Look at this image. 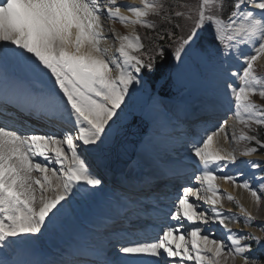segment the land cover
<instances>
[{
  "label": "snow or ice",
  "instance_id": "1",
  "mask_svg": "<svg viewBox=\"0 0 264 264\" xmlns=\"http://www.w3.org/2000/svg\"><path fill=\"white\" fill-rule=\"evenodd\" d=\"M141 5H118L117 0H0V264H79L11 256L60 229L77 197L102 190L92 157L107 147L136 92L165 65L176 62L178 70L189 69L208 85L210 107L231 104L239 123L253 132V124L264 126V107L251 100L254 95L264 97V77L254 68L264 57V0H198L191 6L141 0ZM225 11L228 15L222 18ZM102 17L154 32L147 47L139 34L116 36L119 58L109 57L102 46L107 40ZM150 17L158 18L159 28ZM233 61L243 67L233 70ZM32 121L45 131L30 128ZM227 123L222 120L187 141L198 169L191 179L199 186H184L167 212L155 209V234L141 237L126 218L130 230L115 233V258L95 264H226L230 257L242 258V264H262L252 254L251 243L261 245L260 237L233 232L229 224L238 218L216 207L221 203L218 180L247 190L257 204L264 198V164L242 161L259 171L250 176L239 169L233 173L229 166L236 164L235 153L218 141L214 144L221 134L228 140ZM233 139L256 142L258 147L245 148L242 156L264 148V139L255 134H233ZM167 163L179 166L182 161L173 156ZM155 179L150 175L144 182ZM227 199L234 197L227 194ZM200 200L211 207L197 212ZM142 217L137 215L138 220ZM251 219L248 214L244 222ZM210 222L220 226L226 239L212 238L211 227L202 235ZM186 236L189 242L180 243Z\"/></svg>",
  "mask_w": 264,
  "mask_h": 264
},
{
  "label": "bare ground",
  "instance_id": "2",
  "mask_svg": "<svg viewBox=\"0 0 264 264\" xmlns=\"http://www.w3.org/2000/svg\"><path fill=\"white\" fill-rule=\"evenodd\" d=\"M124 3V2H131L136 3L137 0H117V3ZM127 9V8H126ZM122 13L125 16L132 17V14L129 11H125L121 8ZM107 19V18H106ZM103 27H104V35L107 37L108 34L116 35V36H123V35H131L134 34V25L132 24H118L114 23V20H106L104 21L102 17ZM112 24L113 27H112ZM105 25V26H104ZM115 36V37H116ZM116 40V39H115ZM102 46L106 47L108 51L109 57H115L118 53L119 44L116 42L115 45L111 43L110 39L107 38L106 41L102 42ZM115 46V48H113ZM245 52H248V49H244ZM117 57V56H116ZM243 67V64L241 61H233L232 68L233 70H239ZM114 76L117 74L115 70H113L112 73ZM211 93H204L202 96L198 98L196 103L193 105H187V104H178L175 101H170L169 108L173 106L176 107L177 111L179 112V116H174L175 113H173V118L170 119V122L167 124H162L161 122L157 123L156 125H152L149 129L148 135L150 137L148 139H144L142 142V146L139 147L136 157L134 161L131 162L129 165L127 171L125 173H117L115 172L112 177L119 181L122 185V187L126 186L130 188L129 190L133 193V196H125V194L121 193L119 189L121 187L116 186V184H107L105 182L102 183L101 191L106 193L107 195H104L100 200L92 201V204L95 206L96 204L101 205L99 208L98 213L95 214V216L92 218H89L86 214L80 211V217L78 220L79 215V208L78 205L83 203V199L90 200V196H84V197H77V199L73 203V212L71 213L70 217H68L64 223L63 226L53 231L51 234L46 235V237L38 242L33 248L31 249H25L20 250L17 253L12 255L11 258L13 259H24L29 261H35L39 256H43L46 251H50L52 255H57V253L62 254L63 259L69 258L70 254L68 252L64 254L68 249L71 250L80 244L84 242H89L90 244H95L98 247L105 248V246L112 245L115 246V233L111 232L113 228H116L117 222H124L125 218H133L134 220L137 219V215L140 214H146L149 216H153V210L155 211L156 208H163L165 212L168 211V209L172 206L174 202L177 201V199L174 196V202L170 200V202L165 203L162 202L164 196H160V201H151L148 198V202L145 204L142 202V204L137 203V201H143L148 197V193H141L139 194V191H136L138 187L149 184L144 182V178L148 176H155L156 179L151 181V188H157V183L159 184V181L165 175L169 172L176 173V178H180V181L185 180L187 182L186 186H192V187H198L199 184L194 179H191L194 174H198L197 166L194 162V159L191 156V153L189 151V145L187 141L192 139L193 137L199 138L204 135L205 131H211L214 129L219 123L223 120H227L226 125V132L229 133L228 140L223 139V134L221 136L217 137L216 140H214V144L216 141L219 142V146L223 147L229 152H234L237 161L235 165H230L229 169L231 172L235 173L237 169L240 171H243L245 176H250L253 174V172L259 171V170H251L247 168L246 165L242 164V161H249V160H256L259 156L257 153H254L251 156H242L241 153L244 150L243 140H236L233 139V134L235 137H239L241 134H248L249 130L248 127L245 125L239 123L238 119L233 114V111L227 104H217L215 107L209 106V95ZM219 106L223 109L226 108V112L223 111L221 113L222 117H217L219 115L215 114L217 111L222 112V110L219 109ZM217 107L219 110H215L216 112L213 113L214 117H211V119L206 120V118H203L202 120L200 118H197V116H194V114H205L209 113L210 110H214ZM193 109V110H191ZM205 112V113H203ZM191 116L188 122H185L186 118L188 116ZM202 116V115H200ZM172 117V116H171ZM169 119V118H168ZM198 120V121H197ZM156 132L159 131V132ZM147 135V136H148ZM67 151V149H65ZM185 151V152H184ZM178 155V156H177ZM178 157L181 159L182 164L179 166L171 165L167 163V161L170 160L171 157ZM92 158H95V160L100 164V167L106 169L104 166V163L102 159L99 156V153L95 154ZM37 160H41V158H36ZM147 168L145 171L144 169ZM111 171V170H109ZM112 174V173H111ZM119 174V175H118ZM132 174H136V177ZM192 174V175H191ZM223 174V173H219ZM33 175H39V173H33ZM119 177V178H117ZM165 179V180H170ZM244 177H241L243 179ZM218 187L220 190L225 191V196H221V203L217 205L216 207H223L226 203L232 204L231 201L227 199V194H230L232 197H234L237 202L240 205V210L238 212H241L245 219L247 218L248 214L251 216V220L249 223L246 224V227L242 229L240 234L245 235L244 232L250 231L255 235L256 237H260L261 241L264 240V198L260 201L259 204H257L250 193L243 189L233 186L231 182H225L223 180L216 181ZM109 185V186H107ZM115 185V186H114ZM90 187V186H89ZM145 190V189H143ZM148 190V189H146ZM170 189V192H172ZM151 191V189L149 190ZM182 191L178 194V196L181 194ZM138 193V194H137ZM39 196V192L37 193ZM48 195H52V193H48ZM177 195V193L175 194ZM201 195H203V192H201ZM141 197L142 198L141 200ZM177 197V196H176ZM195 197L190 196V201H194ZM101 202V203H99ZM121 203L119 210H118V203ZM196 203L199 205L196 208V211L199 208L202 209H209L208 206L205 204L202 200L196 201ZM81 209V208H80ZM226 209L231 210V208L227 207ZM219 210V209H218ZM96 211V210H95ZM94 211V212H95ZM222 213H225L223 210H219ZM232 211V210H231ZM97 212V211H96ZM78 214V215H76ZM94 215V214H93ZM238 218V217H237ZM113 221H116V223H112ZM172 223H175V221H172ZM199 223V221H197ZM114 224V227H111V225ZM236 227H230L229 228L236 233L237 230L241 229L239 220L236 223ZM255 224V226L253 225ZM65 227H67V231L65 230ZM211 227L214 230V236L212 238H224L222 234L224 233L219 225L212 224L210 222L209 225L205 226V229L202 230V235L204 234V231L207 230V228ZM217 228V229H215ZM136 230L139 231V228L136 227ZM67 232L69 235L62 236V233L60 235V232ZM126 232H123L121 234H124ZM147 233L149 235H152L155 233L154 230H150V226L147 225V221H144L143 229L140 231V236L143 237V235ZM143 234V235H142ZM179 234V233H177ZM238 234V233H237ZM54 237H58V240H60L61 245H58ZM226 239V238H224ZM65 240V241H63ZM190 238L185 237L184 241H179L180 243H187L189 242ZM70 259V258H69ZM173 259H179L173 258ZM186 264H195L194 261H187ZM226 264H242V258L235 257V258H228Z\"/></svg>",
  "mask_w": 264,
  "mask_h": 264
},
{
  "label": "rangeland",
  "instance_id": "3",
  "mask_svg": "<svg viewBox=\"0 0 264 264\" xmlns=\"http://www.w3.org/2000/svg\"><path fill=\"white\" fill-rule=\"evenodd\" d=\"M197 2H198V0H172V3H174V4L179 3V4H187V5H190V6L197 4ZM117 4L118 5H125V6L126 5L142 6L141 5V0H137L136 3L135 2L134 3H131V2L120 3L119 2ZM121 8L124 9L127 12L126 7H121ZM224 14L225 13H223V17L222 18H226V17H224ZM128 17H130V16H128ZM103 19H104V21L108 20L106 18H103ZM150 19H153V18L150 17ZM153 20L156 21V20H158V18L157 19H153ZM182 22H184V21H182ZM114 23L118 24V26L120 24H122L119 20H114ZM158 24H159V20L157 22V27L159 28L160 25L158 26ZM113 25L114 24H112V27H113ZM144 29H146V28L141 26V25H134V33L139 34L140 36H142V31ZM207 34H208L209 38H211V32H209ZM115 36L112 35V34H108L107 35V38H109L111 43L114 44V45H115L116 42L119 44V41L115 38ZM113 48H115V46H113ZM115 57L119 58L118 57V53H117V55H115ZM175 63L176 62H171L170 65H167L165 76L159 80V82L157 83V86H156L157 88L160 87L161 86V81L164 82V81H166V79L169 76H171L170 78H171V84H172L171 85L172 94L174 96H172V97L159 96L157 94V91H156L157 88H154V89L151 88L149 81L146 84V86H144L143 88H140V86H134V87L140 88V90L136 92V95H135L134 99L131 101V103H128V100L126 98L125 103H128V108L124 110V112L122 114V119L118 122V124L126 122L132 116L133 113H141V114H143L150 121L151 126L152 125H156L159 122H161L162 124L163 123L167 124V123L170 122V119L173 118L172 111L169 109V107H167V102H168L167 99H169L170 101H175L178 104H184V105L185 104H187V105H192L193 104L194 105L196 103V101L198 100V98L200 96H202L204 93H206V92L207 93H211V89L209 88V86L204 84L199 79L198 76H195L189 69H179L178 70L175 67ZM254 68H255L256 74L258 76L264 77V57H261L256 62V64L254 65ZM130 92H131V89H130ZM251 100H252L253 103H255V104H257V105H259L261 107H264V97H260L259 95H254V96L251 97ZM170 101L168 102V104L170 103ZM229 108L232 109V106H229ZM219 109L222 110V108L220 106H219ZM191 110H193V109H191ZM207 115H208V113H205L204 117L202 115V116H199L197 118L203 119V118H206ZM212 117H214V116L212 115ZM217 117H222V116L219 115ZM188 121H189V119H187L185 122H188ZM116 126H114V127L116 128ZM252 129H255V132H253L251 129L248 128L249 133L247 135H254L255 134L259 138L260 127H258L255 124H253L252 125ZM155 132H156V130H155ZM157 132H159V131H157ZM114 136H115V131H114L113 137H112V139H111V141L109 143H111L113 141ZM149 137H150V135L146 136L145 139H148ZM242 142H243V145H244V149L247 148V147H258L256 145L255 141H244L243 140ZM141 146H142V144H141ZM256 153L258 154L259 157L256 160H254V161H259L262 164H264V152L261 151V148H258V151ZM56 167L58 168L59 165H56ZM144 170L146 171L147 168H145ZM132 175H134L136 177V174H132ZM218 181H220V180H218ZM107 186H109V185H107ZM121 188L126 189L128 191V193L131 192L129 190L130 188H128L126 186L121 187ZM104 195H107V194L102 192V191H100V192L96 193L95 195L90 196V200H86L84 198L83 199V203L78 205L79 215L76 214V215H78V220L81 221L79 219L81 210H82L81 212L84 213L82 215V218H83V216L85 214L89 218H91V217L93 218L95 216V214L98 213L99 208H100L101 205H99V204L97 205L96 204L94 206L92 204V201H95L96 199L101 201V198ZM221 196L222 197L225 196V191L224 190L223 191L221 190ZM82 197H84V196H82ZM231 202H232L231 205L229 203H226L225 206L218 207L217 209L225 211L224 214H226V215H234L236 218L238 217L240 226L242 228L237 230L236 233H238L239 235H242V234H240L241 232H243L241 230L246 227V223L244 222L245 221V216L241 212H238V210H240V205L237 202V200L234 198L233 200H231ZM99 203H101V202H99ZM121 203H123V202H119L118 203V210H119V207H120ZM208 207L210 208L211 206H208ZM227 207L231 208L232 211L226 209ZM201 209L202 208H199L197 210V212L201 211ZM236 223L237 222L230 223L229 226L230 227H236V225H237ZM253 225L255 226V224H253ZM215 229H217V228H215ZM65 230L67 231V227H65ZM250 231L244 232L245 235H249L250 234L252 236H255ZM61 233H62V236L69 235V233L64 232V231L60 232V235H61ZM222 236H223V234H222ZM54 239L56 240L58 245H61V242H60V240H58V237L57 238L54 237ZM63 241H65V240H63ZM251 243L253 244V252H252V254L255 255V256H258L260 261L262 262V264H264V240L261 241V245H259V246L256 245L255 241H252Z\"/></svg>",
  "mask_w": 264,
  "mask_h": 264
},
{
  "label": "water",
  "instance_id": "4",
  "mask_svg": "<svg viewBox=\"0 0 264 264\" xmlns=\"http://www.w3.org/2000/svg\"><path fill=\"white\" fill-rule=\"evenodd\" d=\"M150 125L141 113H133L126 122L117 124L113 141L99 152L104 164L118 173L126 172L148 135Z\"/></svg>",
  "mask_w": 264,
  "mask_h": 264
},
{
  "label": "trees",
  "instance_id": "5",
  "mask_svg": "<svg viewBox=\"0 0 264 264\" xmlns=\"http://www.w3.org/2000/svg\"><path fill=\"white\" fill-rule=\"evenodd\" d=\"M225 14H224V17H227V15H228V11H225L224 12ZM153 19H157L156 17H152ZM157 22H158V20H156ZM185 23H189L190 24V22H185ZM158 26H159V24H158ZM145 30V31H144ZM143 31H142V39H143V41L145 42V44H146V47H147V45H148V40L150 39V37H151V35L153 34V32H154V30L153 29H144ZM166 67H167V65H165V68L161 71V72H158L155 76H153L150 80H149V82H150V86H151V88H157L156 86H157V83L159 82V80L161 79V78H163L164 76H165V74H166ZM171 76H169L167 79H166V81H164V82H162L161 81V86L160 87H158L157 89H156V91L160 94V95H162V96H167V97H172V96H174L173 94H172V87H171V78H170ZM259 138L260 139H264V126H262V127H260V135H259ZM261 151H263L264 152V148H261Z\"/></svg>",
  "mask_w": 264,
  "mask_h": 264
}]
</instances>
